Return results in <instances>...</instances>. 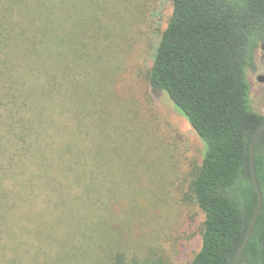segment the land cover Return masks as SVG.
I'll use <instances>...</instances> for the list:
<instances>
[{"label":"trees","instance_id":"obj_1","mask_svg":"<svg viewBox=\"0 0 264 264\" xmlns=\"http://www.w3.org/2000/svg\"><path fill=\"white\" fill-rule=\"evenodd\" d=\"M87 1L0 0V236L14 238L9 194L21 196L5 184L4 173L16 163L23 165L31 149L51 146L43 143L48 129L41 125L49 117L45 109L64 107L65 91L69 103H88L84 93L95 100L91 95L96 93L84 81L71 80L72 70L79 67L76 43L83 35ZM171 1L172 14L156 48L149 85L168 94L204 143L190 184L204 213L200 249L190 264H232L258 203L250 146L264 115L252 107L249 73L264 43V0ZM69 84L75 90L68 98ZM83 86L84 93L79 89ZM55 145L64 172L80 165L81 151L65 160L59 142ZM95 156L91 168L106 166L103 157ZM54 157L43 159L45 164L40 157L34 159L37 169H31V179H45L43 189L59 180L50 176ZM256 171L264 198V131L256 145ZM81 176L87 181L85 192L75 199L85 210V223L73 221L63 235L58 233L64 216L80 214L68 195H60L63 210L45 223L36 250L59 249L55 264H130L121 248H111L108 241L111 202L105 201L96 172ZM20 177L25 187L28 181L33 186ZM237 264H264V202Z\"/></svg>","mask_w":264,"mask_h":264},{"label":"rangeland","instance_id":"obj_2","mask_svg":"<svg viewBox=\"0 0 264 264\" xmlns=\"http://www.w3.org/2000/svg\"><path fill=\"white\" fill-rule=\"evenodd\" d=\"M86 5L83 35L76 43L79 67L72 70L71 80L84 81L96 97L92 93V103L83 86L79 88L82 98L89 102L77 104L72 99L69 103L65 91L64 107L45 109L49 117L41 125L48 129L43 143L51 146L31 149L32 156L23 165L16 163L4 173L5 184L21 196L9 194L14 202L10 228L14 238L0 236V264H55L60 250H36L42 242L39 233L63 210L60 195H68L80 214L64 216L58 233L63 235L73 221L85 223V210L75 197L83 196L87 181L81 175L91 170L97 174L105 201L111 202V248H121L130 264H190L200 249L204 221L190 184L202 162L204 143L168 94L149 85L172 1L88 0ZM261 54L259 49L257 62ZM255 76L251 70V104L264 115V85ZM67 86L68 97L75 89ZM57 142L65 160L81 151L80 165L64 172L65 165H58L59 155L54 153ZM95 154L97 160L107 161L106 166L99 163L97 169L91 168ZM38 157L42 164L46 157H54L50 176L59 178L45 189L41 187L45 179H31ZM77 175L81 178L76 179ZM20 176L33 186L28 181L25 187ZM63 262L59 264H69Z\"/></svg>","mask_w":264,"mask_h":264},{"label":"water","instance_id":"obj_3","mask_svg":"<svg viewBox=\"0 0 264 264\" xmlns=\"http://www.w3.org/2000/svg\"><path fill=\"white\" fill-rule=\"evenodd\" d=\"M263 131H264V122L257 128L256 132L254 133L252 140H251V146H250L251 173H252L253 182H254V185H255V188H256V191L258 194V203H257V206L254 210L253 216L251 218V222H250V225L248 227L245 238H244L241 246L239 247V249H238V251L234 257L232 264H237L239 257L241 256L242 252L246 248V246H247V244L251 238L254 226L256 224L257 218L261 212L263 202H264L263 193H262L259 181H258L257 171H256V145H257V141H258V139H259V137Z\"/></svg>","mask_w":264,"mask_h":264},{"label":"flooded vegetation","instance_id":"obj_4","mask_svg":"<svg viewBox=\"0 0 264 264\" xmlns=\"http://www.w3.org/2000/svg\"><path fill=\"white\" fill-rule=\"evenodd\" d=\"M261 57L258 62H256L255 68L252 69L254 73H256L255 79L260 82V84L264 85V43L260 48Z\"/></svg>","mask_w":264,"mask_h":264}]
</instances>
